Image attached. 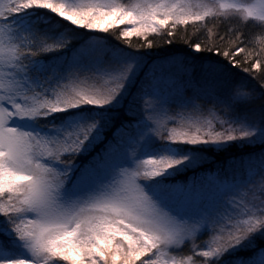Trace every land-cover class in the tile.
<instances>
[{
	"label": "snow or ice",
	"instance_id": "6c2138e0",
	"mask_svg": "<svg viewBox=\"0 0 264 264\" xmlns=\"http://www.w3.org/2000/svg\"><path fill=\"white\" fill-rule=\"evenodd\" d=\"M0 264H264V0H0Z\"/></svg>",
	"mask_w": 264,
	"mask_h": 264
},
{
	"label": "trees",
	"instance_id": "16d2710c",
	"mask_svg": "<svg viewBox=\"0 0 264 264\" xmlns=\"http://www.w3.org/2000/svg\"><path fill=\"white\" fill-rule=\"evenodd\" d=\"M230 27L229 24H224L219 28L216 27V21H209L208 28H211L212 32L215 34L212 40L213 43H216L223 51V48L228 44V42L235 36V32L229 33L228 28ZM239 30V29H237ZM174 35L172 36V45L160 43L157 36L150 34L149 38L153 41V55H159L160 53L156 52L155 49L157 47L161 49H173V50H184L189 47L188 44H185L184 41L188 40L189 43H195L197 40L203 41L208 37V31L205 29L204 32L200 33V35H196L199 31V25L192 23L190 21L186 22L185 25H177L174 29H172ZM163 39H168L167 35L165 34ZM131 43L133 45L140 44L141 41L133 35L131 37ZM239 46V45H237ZM143 50V49H142ZM213 55H215L213 53ZM236 59H244V53L236 54ZM243 66H250V65H242Z\"/></svg>",
	"mask_w": 264,
	"mask_h": 264
}]
</instances>
